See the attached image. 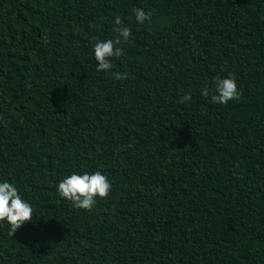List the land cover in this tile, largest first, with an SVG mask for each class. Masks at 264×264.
Returning <instances> with one entry per match:
<instances>
[{
	"label": "trees",
	"instance_id": "obj_1",
	"mask_svg": "<svg viewBox=\"0 0 264 264\" xmlns=\"http://www.w3.org/2000/svg\"><path fill=\"white\" fill-rule=\"evenodd\" d=\"M229 73L239 101L201 95ZM96 171L91 211L58 195ZM4 180L33 216L0 223V264H264V0H0Z\"/></svg>",
	"mask_w": 264,
	"mask_h": 264
},
{
	"label": "clouds",
	"instance_id": "obj_2",
	"mask_svg": "<svg viewBox=\"0 0 264 264\" xmlns=\"http://www.w3.org/2000/svg\"><path fill=\"white\" fill-rule=\"evenodd\" d=\"M135 19L139 24L150 21L152 13L145 12L142 8H134ZM116 39L100 40L94 44V58L98 62L97 71H107L112 68L113 57L119 58L123 55L122 48L117 45L127 43L132 35L129 27L123 25L120 16L115 19ZM116 80L127 79V73L114 72ZM201 95L205 98L211 97V102L216 104H227L229 101H239L242 91L238 87L234 74L229 73L227 77L217 76L210 89L205 85L201 89ZM191 93L182 95L179 103L184 104L191 100ZM112 184L108 177L101 171L94 173L79 174L73 172L60 180L57 193L72 203L77 209L91 211L96 204L97 197L106 199L111 191ZM33 207L19 193L17 187L7 180L0 182V223L7 222L10 225L9 235L14 236L19 228L25 223L31 222Z\"/></svg>",
	"mask_w": 264,
	"mask_h": 264
}]
</instances>
